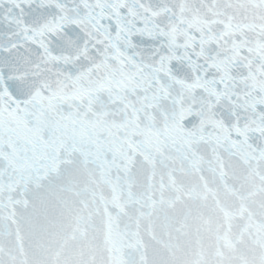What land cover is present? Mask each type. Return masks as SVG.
<instances>
[{
	"label": "snow or ice",
	"instance_id": "snow-or-ice-1",
	"mask_svg": "<svg viewBox=\"0 0 264 264\" xmlns=\"http://www.w3.org/2000/svg\"><path fill=\"white\" fill-rule=\"evenodd\" d=\"M0 264H264V0H0Z\"/></svg>",
	"mask_w": 264,
	"mask_h": 264
}]
</instances>
